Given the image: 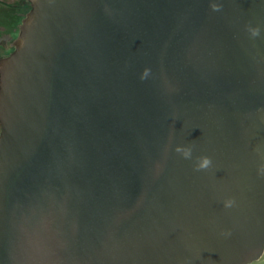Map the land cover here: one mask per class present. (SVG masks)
Masks as SVG:
<instances>
[{"label":"water","instance_id":"95a60500","mask_svg":"<svg viewBox=\"0 0 264 264\" xmlns=\"http://www.w3.org/2000/svg\"><path fill=\"white\" fill-rule=\"evenodd\" d=\"M15 45L0 264L262 258L264 0H33Z\"/></svg>","mask_w":264,"mask_h":264},{"label":"flooded vegetation","instance_id":"af4514ba","mask_svg":"<svg viewBox=\"0 0 264 264\" xmlns=\"http://www.w3.org/2000/svg\"><path fill=\"white\" fill-rule=\"evenodd\" d=\"M32 8L33 0H0V60L15 51L22 22Z\"/></svg>","mask_w":264,"mask_h":264},{"label":"clouds","instance_id":"9594fccd","mask_svg":"<svg viewBox=\"0 0 264 264\" xmlns=\"http://www.w3.org/2000/svg\"><path fill=\"white\" fill-rule=\"evenodd\" d=\"M214 9H218L219 5L213 6ZM252 34L256 35L258 34V29H252ZM149 69H145L144 74L146 75L148 73ZM175 151L177 153H180L183 155V157L185 158H190L192 156V149L191 147L188 146H184V145H177L175 147ZM211 165V158L207 155L201 156L198 158V162L195 165V167L197 168V170H202V169H207L209 166ZM225 207H228L232 204V200L231 199H227L224 201Z\"/></svg>","mask_w":264,"mask_h":264},{"label":"rangeland","instance_id":"374dc122","mask_svg":"<svg viewBox=\"0 0 264 264\" xmlns=\"http://www.w3.org/2000/svg\"><path fill=\"white\" fill-rule=\"evenodd\" d=\"M251 264H264V255L262 256L261 259L255 261V262H253V263H251Z\"/></svg>","mask_w":264,"mask_h":264}]
</instances>
